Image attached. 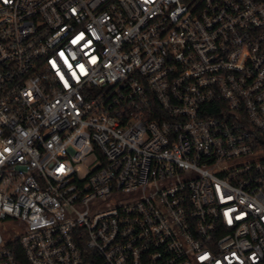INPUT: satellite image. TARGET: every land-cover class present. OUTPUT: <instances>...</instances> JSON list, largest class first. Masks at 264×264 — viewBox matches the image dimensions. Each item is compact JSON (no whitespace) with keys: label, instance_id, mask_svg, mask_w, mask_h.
Wrapping results in <instances>:
<instances>
[{"label":"built area","instance_id":"1","mask_svg":"<svg viewBox=\"0 0 264 264\" xmlns=\"http://www.w3.org/2000/svg\"><path fill=\"white\" fill-rule=\"evenodd\" d=\"M0 264H264V0H0Z\"/></svg>","mask_w":264,"mask_h":264}]
</instances>
